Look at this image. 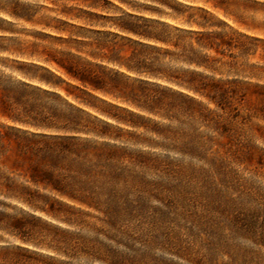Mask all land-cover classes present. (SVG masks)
Instances as JSON below:
<instances>
[{
	"label": "trees",
	"instance_id": "1",
	"mask_svg": "<svg viewBox=\"0 0 264 264\" xmlns=\"http://www.w3.org/2000/svg\"><path fill=\"white\" fill-rule=\"evenodd\" d=\"M71 1L104 8L99 0ZM172 10L167 16L182 25L181 11ZM0 13L34 22L35 12L17 0H0ZM60 13L99 25L96 14L80 9ZM3 23L0 18V55H6L0 59V264H146L111 246L131 250L115 238L150 215L151 189L141 171L149 158L128 145L176 152L219 170L251 157L237 120L241 112L254 116L243 90L264 79V67L249 63L264 62L263 39L216 31L205 16H188L182 29L128 15L112 25L124 34L119 40L37 20L59 35H49L60 46L51 51L16 42ZM39 212L111 241L77 240Z\"/></svg>",
	"mask_w": 264,
	"mask_h": 264
},
{
	"label": "rangeland",
	"instance_id": "2",
	"mask_svg": "<svg viewBox=\"0 0 264 264\" xmlns=\"http://www.w3.org/2000/svg\"><path fill=\"white\" fill-rule=\"evenodd\" d=\"M17 1L35 12L34 22L12 19L0 13V18L5 20L2 25L12 31L5 35L24 46L35 43L51 51L59 50L60 46L52 43L54 41L49 35H59L36 23L37 20L48 22L50 27L62 24L67 30L87 36L98 31L108 34L106 40L113 36L119 40L124 34L112 25L118 20H126L128 15L158 19L172 26H182V29L187 28L184 20L188 16L194 20L205 16L216 25V31L234 30L264 40V0H158L161 4L146 0H106L108 3L104 4L99 0L98 4L103 9L76 6L71 0ZM69 8L72 13L80 9L96 14L98 18L93 21L99 25H90L60 13L62 9ZM172 9L181 11L182 25L181 20L175 21L167 16L173 13ZM151 10L162 15L150 13ZM243 23L250 28L245 29ZM5 57L0 55V59ZM25 60L37 62L36 59ZM249 63L264 67V62L258 57ZM37 64L50 69L41 61ZM250 82L255 87L243 90L246 94L243 104L254 116L245 117L241 112L244 118L237 120L243 141L252 151L250 158H242L219 170L176 152L128 145V150L141 152L149 158V166L141 171L151 189L146 199L150 215L138 226L123 229L127 235L115 238L131 246L128 250L111 244L119 253L146 264H264V79ZM164 123L178 126L175 122ZM187 127L182 125V130H187ZM141 136L151 138L147 134ZM36 215L77 240L111 241L96 235L90 228L68 225L40 212ZM252 229L262 232L263 237L251 232Z\"/></svg>",
	"mask_w": 264,
	"mask_h": 264
}]
</instances>
